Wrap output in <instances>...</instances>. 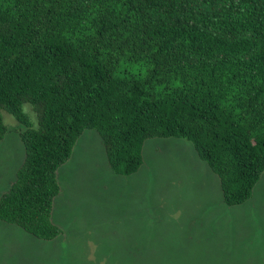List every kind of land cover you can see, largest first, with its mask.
<instances>
[{
	"label": "trees",
	"instance_id": "obj_1",
	"mask_svg": "<svg viewBox=\"0 0 264 264\" xmlns=\"http://www.w3.org/2000/svg\"><path fill=\"white\" fill-rule=\"evenodd\" d=\"M2 111L25 156L0 220L41 240L86 130L126 176L147 139L184 138L239 205L264 171V0H0V142Z\"/></svg>",
	"mask_w": 264,
	"mask_h": 264
},
{
	"label": "rangeland",
	"instance_id": "obj_2",
	"mask_svg": "<svg viewBox=\"0 0 264 264\" xmlns=\"http://www.w3.org/2000/svg\"><path fill=\"white\" fill-rule=\"evenodd\" d=\"M2 118L0 196L25 156L22 126L7 111ZM142 156L138 172L114 174L86 130L57 171L52 219L62 233L41 240L0 220V264H264V171L249 199L228 206L186 139H147Z\"/></svg>",
	"mask_w": 264,
	"mask_h": 264
}]
</instances>
